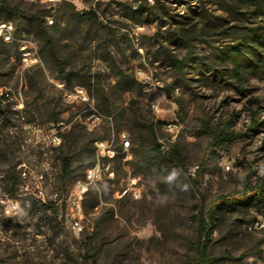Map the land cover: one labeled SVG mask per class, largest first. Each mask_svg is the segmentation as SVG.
Here are the masks:
<instances>
[{
    "label": "rangeland",
    "instance_id": "374dc122",
    "mask_svg": "<svg viewBox=\"0 0 264 264\" xmlns=\"http://www.w3.org/2000/svg\"><path fill=\"white\" fill-rule=\"evenodd\" d=\"M2 1L29 17L44 9L49 26L46 36L29 19L13 42L0 37V254L34 264H80L91 255L85 264H187L196 255L198 211L215 207L221 195H241L246 178L264 177V75L246 70L239 85L216 64L220 51L241 38L230 28L241 21L230 12L231 1ZM201 9L211 15L209 26L198 17ZM91 10L96 19L87 16ZM175 19L190 21L195 33L177 39L182 28ZM22 40L37 50L32 66L23 63ZM214 63L217 70L208 71ZM76 87L86 89L87 101L66 97ZM153 101L161 104L158 114ZM55 116L60 144L49 139ZM176 119L179 128L166 130ZM138 121H155L158 139L176 147L180 160L163 156L143 167L136 150L146 153L150 137L141 130L133 143ZM212 132L234 138L214 145ZM124 135L131 142L127 150L121 149ZM100 139L113 140L119 151L113 175L104 173L83 193V230L74 231L68 201L79 197L78 182L94 165ZM9 141L18 145L7 156ZM65 154L73 157L67 177ZM15 166L24 178L18 200L5 182L6 170ZM25 194L55 201L57 221L40 213L39 204L26 205ZM209 255L210 264H264V212L219 208Z\"/></svg>",
    "mask_w": 264,
    "mask_h": 264
},
{
    "label": "trees",
    "instance_id": "16d2710c",
    "mask_svg": "<svg viewBox=\"0 0 264 264\" xmlns=\"http://www.w3.org/2000/svg\"><path fill=\"white\" fill-rule=\"evenodd\" d=\"M227 0H221V2H226ZM232 14H237L240 16V23L231 25L236 33L241 34V38L235 43L229 45L227 48L220 51L218 54L217 62L224 64V69H228L229 72L233 73L234 78L239 85L244 83V71L252 70L259 74L264 75V0H230ZM64 6H71V3L63 2ZM246 7V10H240L242 7ZM225 10V9H224ZM192 14L196 11L192 10ZM88 17L97 18L95 10L86 12ZM198 14L199 19L204 25L209 26L211 24L212 18L208 9H201ZM0 18H6L9 21L12 20L15 24L16 33H21L23 31V25L29 19L35 24L38 31L42 32L47 36L48 24L44 19L45 10L39 9L35 11L30 17L27 16V10L21 9L16 5H11L6 1L0 3ZM186 17V16H183ZM262 18V19H261ZM176 23L181 26V32L177 39L180 41H185L192 34L195 33L193 24L190 21H185L182 19H175ZM246 20L250 21L252 24L247 25ZM176 36V37H177ZM208 71H216L217 67L214 64H208ZM140 85V84H139ZM52 127L58 126L60 129V121L57 116L52 119ZM1 124V123H0ZM51 127V128H52ZM146 130L150 137V149L145 152H140L136 150V156L140 157V164L143 167L152 168L156 165L158 158L168 157V159L176 158L180 160L181 155L176 147H169L168 150L162 149V143L157 137L156 122L152 121L146 125H140V121L131 128L133 132V143L136 144L140 140L139 131ZM213 144H225L233 138L228 137L224 133L212 132ZM131 144V142H130ZM18 145V141L7 142L4 146L5 155H9L13 150V146ZM0 147L1 143H0ZM17 149H15L16 152ZM73 157L69 154L62 156V175L63 177L70 176L73 172ZM23 171L16 169V166L10 170L9 168L5 172V182L7 190L14 195L13 198L18 200L19 186L24 181L22 177ZM31 195L25 194L21 199H24L26 205L36 208L38 204L40 205L38 211L40 213L48 214L50 222L53 223L57 221V208L55 201H48L43 203L42 201H35ZM237 206H242L244 208L254 207L261 209L264 212V177H258L255 182L251 180L250 177L246 178L244 181V192L239 196L234 195H221L219 201L215 207L208 210L200 209L195 215V222L197 224V243H196V255L187 264H210L214 261L209 255V249L213 239V232L215 223L217 220V214L219 208H234ZM70 223V220H69ZM4 254H0V264H34L30 260H16L14 257L12 259H5ZM90 258H95L94 255L84 256V260L80 264H85Z\"/></svg>",
    "mask_w": 264,
    "mask_h": 264
},
{
    "label": "built area",
    "instance_id": "2783aa9c",
    "mask_svg": "<svg viewBox=\"0 0 264 264\" xmlns=\"http://www.w3.org/2000/svg\"><path fill=\"white\" fill-rule=\"evenodd\" d=\"M41 2H45L51 5H56L57 3H63L68 2L72 4H78L80 0H40ZM49 23H53V19L48 20ZM0 32H2V39L6 42H13L15 40V26L14 24L9 22H1L0 21ZM20 50L23 56V63L25 66H32L36 64L39 61V56L37 53L36 48L34 45L28 41V40H22ZM148 88L147 85H145V89ZM65 95L68 99H81L84 101L88 100V94L84 87H76L74 90H66ZM152 110L155 113H160L162 110L161 104L158 101H153L151 103ZM98 118L95 114H91L89 116V119ZM165 128L171 129V132H175L179 128L178 120H172L167 121L165 124ZM125 137V135H124ZM50 142L53 144H60L61 138L58 134V126H54L51 128V134L49 136ZM162 143V149L168 150L169 146H167L163 141H160ZM130 141L125 137L123 140V143L121 145L122 150H127L130 147ZM95 147H96V161L92 167H90L87 170L86 178L85 180L79 181V182H89V181H98L102 177V162H107V155L110 154V149H116L113 140H96L95 141ZM119 151L117 150V154ZM109 174L113 175L112 170V162H109ZM79 182H78V193L79 197L77 199H69V203L71 205V215H70V226L74 231H82L83 226L81 224L80 218L82 217V210H79L77 208V200H81L82 198V191L79 190ZM129 182L131 183L132 189L135 188V185L137 184V179L134 176H129ZM129 190V188H126L124 190V193H126ZM135 196H139V193H137L136 189H134Z\"/></svg>",
    "mask_w": 264,
    "mask_h": 264
},
{
    "label": "bare ground",
    "instance_id": "6f19581e",
    "mask_svg": "<svg viewBox=\"0 0 264 264\" xmlns=\"http://www.w3.org/2000/svg\"><path fill=\"white\" fill-rule=\"evenodd\" d=\"M1 22H9V21H1ZM0 37L2 38V32H0ZM166 130L171 132V129L169 128H166ZM116 153H117L116 149H110V154L107 155V162H102V174L109 173V162H113ZM95 182L96 181L80 182L79 190L82 191V193H85L86 191H88L89 185ZM77 208L81 210V204L79 200H77Z\"/></svg>",
    "mask_w": 264,
    "mask_h": 264
},
{
    "label": "clouds",
    "instance_id": "9594fccd",
    "mask_svg": "<svg viewBox=\"0 0 264 264\" xmlns=\"http://www.w3.org/2000/svg\"><path fill=\"white\" fill-rule=\"evenodd\" d=\"M174 175H175V173H174Z\"/></svg>",
    "mask_w": 264,
    "mask_h": 264
}]
</instances>
